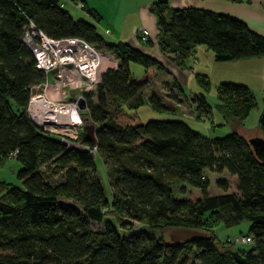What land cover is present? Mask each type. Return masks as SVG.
<instances>
[{
  "label": "trees",
  "instance_id": "trees-1",
  "mask_svg": "<svg viewBox=\"0 0 264 264\" xmlns=\"http://www.w3.org/2000/svg\"><path fill=\"white\" fill-rule=\"evenodd\" d=\"M73 1L0 0V163L17 148L21 165L16 171L21 186L0 179V264H187L184 252H193L189 264H264V161L248 138L236 130L208 136L182 119H142L137 111L141 91L161 63L127 41L106 42L93 23L72 16L67 3ZM151 10L158 44L164 49L173 42L179 66L196 44H205L216 60L264 55V34L239 17L193 5L170 6L167 0L154 1ZM29 18L48 35L81 36L118 60L104 66L96 88L85 93L97 124L96 142L81 139L96 144L110 173V196L97 155L38 129L26 112L31 86L44 78L22 40ZM144 41L151 44L149 37ZM130 61L142 64L143 71L131 72ZM196 79L206 86V75L196 73ZM169 96L177 98L173 92ZM157 98L150 94V104L164 108ZM217 98L225 121L243 120L255 104L249 86L240 82H219ZM193 99L200 112H210L202 93ZM258 128L264 137V97ZM206 171L235 175L238 193L217 178L221 192L210 194ZM175 180L198 187L200 197H176ZM124 215L153 230L166 228L168 240L146 232L122 235ZM88 219L105 220L106 226L92 229ZM244 219L249 243L220 239L209 227ZM178 227L195 233L173 239L169 231Z\"/></svg>",
  "mask_w": 264,
  "mask_h": 264
},
{
  "label": "rangeland",
  "instance_id": "rangeland-1",
  "mask_svg": "<svg viewBox=\"0 0 264 264\" xmlns=\"http://www.w3.org/2000/svg\"><path fill=\"white\" fill-rule=\"evenodd\" d=\"M83 1L85 3V9L79 8L77 10H74L73 2H68L67 8L73 15L84 17L90 22H95L96 29L101 32L104 39L110 40L111 38L115 37L118 38V40H123L121 39L122 37L129 36L128 34L132 35L136 33L137 29L145 28L148 31L149 37H151L153 40H156L158 36V26L155 13L153 12V10H151V4L157 0ZM105 28H109L108 33L103 32ZM96 48L111 60L115 62L118 61L109 50L98 46H96ZM129 63L130 71L134 74H140L144 69L143 65L138 62L130 61ZM196 73H194V76H192V80L189 79V86H186L185 91L187 92L189 97L182 95L179 90H176V93L183 97L181 98V100H178V98H167L170 92L165 88V90L163 89L159 91V84L158 86L153 85L151 88L150 86L152 84L146 85L144 87L143 93L146 95L147 93L151 94V92L149 91L156 89L158 97L157 99L159 102H161L162 105H164V108L153 107L149 102V97H146V99H143L142 103H140V105L138 106L137 111L139 116L144 120L182 119L183 121L187 122L188 125L190 124V127L192 126L193 128L199 130V132L201 131V133L208 136H221L233 130H236L247 138L257 135L259 132L258 119L263 106L264 78L263 81L257 79L254 83L255 85L253 87H249L255 104L249 111L248 115L241 121L236 119L225 121L216 107L218 102L217 84L214 83L211 79H208L206 86L202 85V83L196 79ZM160 93L163 95H160ZM201 93L204 95L206 102L210 106V112L208 113H205L203 111L200 112V110L198 109L199 101L197 99H193L194 97H196V95H199ZM142 96L144 98L143 94ZM209 128L210 130H208ZM97 152V148L96 150H93L94 156L97 155ZM15 162H17L15 158L8 156L6 160L0 163V167L2 165L4 166V173H9L6 174V178H4L3 180L21 186L20 181L16 178V171L18 169L14 170L13 163ZM96 164L105 192L110 196L112 192V187H110L109 185V179L111 178L110 173L107 171L104 160L101 159L99 155L96 156ZM206 174L209 179L208 191L210 194L221 192V188L216 185L217 178L226 180L228 184V191L238 193L236 178L234 175L229 174L226 171H223L221 173H211L209 171H206ZM172 187L174 191L173 193L176 197L188 198L192 201H195L200 197V189L187 183L175 180L174 182H172ZM60 200L64 203H71L69 199H66L64 197H60ZM76 206L81 209V206L79 204H76ZM112 219L115 220V218L113 217ZM123 222L124 224L120 226V232L124 236H128L131 233L146 232L148 234L155 235L156 237L164 235V238L168 240L166 228L162 230H153L149 228V226L145 223H142L141 221H138L126 215L123 216ZM216 224L209 225V227L215 230L216 235L220 239H225L227 237L234 239L236 235H241L247 232L249 227V221L245 219L238 224H234L228 227L224 226L225 224L223 223L217 225ZM88 225L92 229L102 230L106 226V221H95L92 219H88ZM184 257H186V263L189 264L193 259V252H184Z\"/></svg>",
  "mask_w": 264,
  "mask_h": 264
},
{
  "label": "built area",
  "instance_id": "built-area-1",
  "mask_svg": "<svg viewBox=\"0 0 264 264\" xmlns=\"http://www.w3.org/2000/svg\"><path fill=\"white\" fill-rule=\"evenodd\" d=\"M73 6L75 10L84 9V3L80 0L73 1ZM91 23L96 28V23ZM96 31L101 34L99 30ZM103 32L108 33L109 28ZM136 33L143 40L149 37L145 28L137 29ZM22 40L32 51L35 66L44 73L43 80L31 86L26 105L30 119L38 129L68 146L96 150V144L89 145L81 140L86 136L82 118L84 115L91 118L85 93L96 88L103 67L116 62L103 55L85 38L78 35H48L30 18L24 24ZM81 97L86 102L84 108L78 105ZM16 153L17 148L9 156L15 158ZM233 240L237 244H244L252 238L241 234Z\"/></svg>",
  "mask_w": 264,
  "mask_h": 264
},
{
  "label": "crops",
  "instance_id": "crops-1",
  "mask_svg": "<svg viewBox=\"0 0 264 264\" xmlns=\"http://www.w3.org/2000/svg\"><path fill=\"white\" fill-rule=\"evenodd\" d=\"M167 3L175 7L193 5L204 9L227 13L241 18L250 28L264 34V0H167ZM72 16L77 17L73 14ZM128 35L129 36H124L121 39L153 56L163 67L158 70V73L150 83L152 84L150 88L153 85L158 86L159 84V91L165 88L167 91L173 92L178 100H181L183 97L178 95L176 90L180 92L182 90V95L189 97L185 91L186 86H189V79L192 80V76H194L196 72L206 75L208 79H211L217 85L221 81H233L253 87L257 79L263 81L264 78V55L233 60H216L213 51L207 48L205 44H196L191 47L185 65L179 66L173 60L172 55L174 52L171 49L174 44L172 41H169V46L163 49L158 44V36L156 40L149 37L151 44H147L146 41L139 37L138 33ZM117 40L118 38L114 37L110 40H106V42ZM175 82H177L179 86H177ZM141 92H144V88ZM149 92H151V94H157L156 89L150 90ZM143 95L144 99L150 96L149 93H147V95L143 93ZM160 95L163 94L160 93ZM167 98L172 99L170 96H167ZM208 130H210V128ZM13 166L14 170H17L21 165L17 161L13 163ZM3 167V165L0 167V178L2 179L6 178V174H9L8 172L4 173Z\"/></svg>",
  "mask_w": 264,
  "mask_h": 264
},
{
  "label": "water",
  "instance_id": "water-1",
  "mask_svg": "<svg viewBox=\"0 0 264 264\" xmlns=\"http://www.w3.org/2000/svg\"><path fill=\"white\" fill-rule=\"evenodd\" d=\"M73 98V97H72ZM85 100L83 97L79 98L78 100V105L81 108H84L85 105ZM83 121H84V132L86 134V137L92 142H96V128L97 124L95 121H93L89 116L84 115L83 116ZM249 142L252 144L255 153L258 155V157L264 161V137L261 135H255L251 136L248 138ZM93 154V153H92ZM94 155V154H93ZM170 237L173 239H182V238H187L195 233V231L191 228H186V227H178V228H172L169 231Z\"/></svg>",
  "mask_w": 264,
  "mask_h": 264
}]
</instances>
